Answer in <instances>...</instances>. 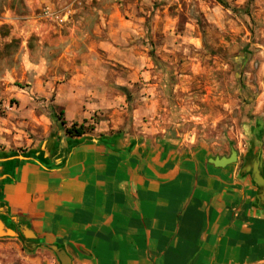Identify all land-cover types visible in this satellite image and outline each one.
I'll return each mask as SVG.
<instances>
[{
  "label": "crops",
  "instance_id": "obj_1",
  "mask_svg": "<svg viewBox=\"0 0 264 264\" xmlns=\"http://www.w3.org/2000/svg\"><path fill=\"white\" fill-rule=\"evenodd\" d=\"M168 9L160 32L114 4L38 66L0 132V264H264L262 163L169 132Z\"/></svg>",
  "mask_w": 264,
  "mask_h": 264
},
{
  "label": "rangeland",
  "instance_id": "obj_2",
  "mask_svg": "<svg viewBox=\"0 0 264 264\" xmlns=\"http://www.w3.org/2000/svg\"><path fill=\"white\" fill-rule=\"evenodd\" d=\"M224 1L0 0V132L5 122L19 121L18 99H37L30 92L36 70L72 46V29L88 35L118 4L126 17L144 24L159 15L162 32L169 8L174 31L183 36L182 49L174 46L167 63L174 116L167 119L169 132L220 158L263 166L264 0ZM47 10L55 17H45ZM160 108L157 118L166 124L165 105Z\"/></svg>",
  "mask_w": 264,
  "mask_h": 264
},
{
  "label": "trees",
  "instance_id": "obj_3",
  "mask_svg": "<svg viewBox=\"0 0 264 264\" xmlns=\"http://www.w3.org/2000/svg\"><path fill=\"white\" fill-rule=\"evenodd\" d=\"M218 2L222 5H224V0H218ZM155 58V57H154ZM61 116V115H59ZM89 131V128L82 126L79 127H71L69 129H67V134L70 136H82L83 134L87 133Z\"/></svg>",
  "mask_w": 264,
  "mask_h": 264
},
{
  "label": "water",
  "instance_id": "obj_4",
  "mask_svg": "<svg viewBox=\"0 0 264 264\" xmlns=\"http://www.w3.org/2000/svg\"><path fill=\"white\" fill-rule=\"evenodd\" d=\"M251 161H249V163H250ZM253 163H255L254 165L255 166H257V163H256V161H252ZM247 163H248V161H247ZM259 172V171H258ZM263 175H264V165H263ZM255 176H256V174H255ZM261 178V176L257 173V176H256V178ZM257 178V179H258ZM258 180H260V179H258ZM264 184V183H263ZM12 236L13 235V233H10V232H5V230H4V224L0 221V238H2V237H6V236Z\"/></svg>",
  "mask_w": 264,
  "mask_h": 264
},
{
  "label": "built area",
  "instance_id": "obj_5",
  "mask_svg": "<svg viewBox=\"0 0 264 264\" xmlns=\"http://www.w3.org/2000/svg\"><path fill=\"white\" fill-rule=\"evenodd\" d=\"M44 16L47 18H54L55 15L53 13H51L50 11H45ZM56 19L60 20L61 22H63V19H60L59 17H56Z\"/></svg>",
  "mask_w": 264,
  "mask_h": 264
}]
</instances>
